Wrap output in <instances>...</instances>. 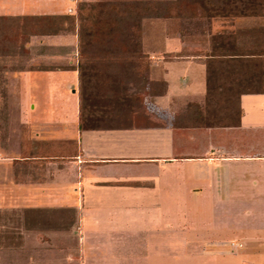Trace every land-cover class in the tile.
Wrapping results in <instances>:
<instances>
[{
  "label": "crops",
  "instance_id": "0c3cea01",
  "mask_svg": "<svg viewBox=\"0 0 264 264\" xmlns=\"http://www.w3.org/2000/svg\"><path fill=\"white\" fill-rule=\"evenodd\" d=\"M47 1L43 8L40 0H0V53L11 49L14 55L0 62V80L7 83L0 97L17 98L15 110L2 106L6 116L0 119V170L7 172L0 209L18 214L21 227L10 264H140L155 253L163 231L135 225L133 217L157 206L170 187L173 163L195 178L185 191L217 190L223 183L263 196L239 205L249 219L244 229L258 232L234 234L227 253L239 264H264V213L262 221L251 214L264 210V0H206L208 9L196 19L201 29L194 34V54L163 63L160 108L169 120L93 130L78 128L77 29L43 34L37 21L70 16L74 0ZM67 72L76 81L72 136H38L42 128L29 116L35 105L18 99L37 92L50 75ZM176 144L185 150L173 155ZM35 224L42 228H30L35 233L28 235ZM30 237L38 250L28 245ZM215 243L214 255L224 256L223 243Z\"/></svg>",
  "mask_w": 264,
  "mask_h": 264
},
{
  "label": "rangeland",
  "instance_id": "374dc122",
  "mask_svg": "<svg viewBox=\"0 0 264 264\" xmlns=\"http://www.w3.org/2000/svg\"><path fill=\"white\" fill-rule=\"evenodd\" d=\"M40 1L43 2V8L44 6L48 8L47 0ZM174 1L74 0V7L69 13L72 18L70 20L68 17L67 26L83 32L81 45H89L88 43L94 40L95 43L96 41L100 43L99 47L91 44L83 48L77 62V68L83 76L80 81L81 87L78 85L76 92L81 93L82 83L87 87L86 101L83 110L79 112V118L85 120V124L94 123L93 120L97 119L100 125L114 126L116 118L124 120L123 116L114 118L115 113L124 110L131 112V114L123 113L127 117L126 121L131 123V120L141 127L162 125L164 121L170 119L169 113L160 108L164 100L162 97L165 88V83L162 81L163 63L194 54L192 48L195 44L194 34L197 29H201L196 19L200 20L201 11L198 9L196 13L193 12L195 14L184 13L179 6L175 8L171 5L170 15L166 18L143 17L141 10L137 11L141 16L137 28L130 23L123 26L121 21L126 17L127 12L136 13L133 6L138 3H145L152 10L155 3L172 4ZM17 4L16 2L14 6ZM54 5L60 3L56 2ZM93 22H96V25L93 26ZM15 56L21 57V55ZM12 57H14L13 50L6 49L0 53V62L4 58L12 60ZM50 77L41 83L44 87L40 85L42 88L37 92H33L28 97L23 95L24 97L18 100L21 105H26L27 102L29 107L35 105L34 113L29 116L36 122L34 123L36 129L42 128L39 129L38 136L43 134V136L47 135L44 138L69 139L76 125L75 76L67 72L52 74ZM158 83H162L161 90ZM3 85L7 83L0 80V89ZM8 86H11L10 82ZM16 103L17 98L0 97V119L6 116V113H3L6 108L2 106H8L13 111ZM14 114L11 115L12 118ZM118 126L125 125L118 124ZM28 131L30 132V129ZM31 132L32 136L38 134L35 129H31ZM184 150V147L177 144L172 147L173 155H178ZM186 150L191 152V147H187ZM167 171L170 187L159 194L157 206L136 211L137 216L133 215V219L137 222L135 225L154 226V229L163 231L162 239L159 238L161 242L155 245V253L142 259L140 264H239V259L228 256L227 244L234 234L258 232L257 228V230L244 229V222L249 219L245 218L239 205H243L244 201L248 202L247 204L262 201L263 196L258 197L255 192L243 191L244 189L238 193L236 188H231V185L229 189L224 188L223 183L217 190L209 187L203 189V192L185 191L184 188L189 181L195 178L189 175L185 177L183 164L173 163ZM6 173L1 167L0 181L5 180ZM224 178L222 177L221 182ZM206 180L203 178L200 182ZM235 180L238 182L236 178L231 182L234 186ZM217 201L220 203L218 204ZM51 213L61 215L60 211ZM263 213L264 210L261 209L251 211L255 216ZM47 215L51 216L49 212ZM262 215L261 218L258 216L257 221L263 220ZM18 221V214L14 215L0 209V264H10L15 261L9 258L8 254L19 250L20 236L17 234L21 227ZM31 226L27 228L28 235H34L35 231L42 228V225L38 224ZM30 238L28 239L31 242H28V245L35 246L38 250V246L32 242V237ZM183 239L187 240V243H183ZM218 240L223 243L221 248L226 250L222 257L214 255L216 249L212 248ZM44 245L49 244L44 243ZM63 247L65 250L66 246ZM195 250L202 252L192 255ZM160 251L162 254H158L161 253Z\"/></svg>",
  "mask_w": 264,
  "mask_h": 264
},
{
  "label": "trees",
  "instance_id": "16d2710c",
  "mask_svg": "<svg viewBox=\"0 0 264 264\" xmlns=\"http://www.w3.org/2000/svg\"><path fill=\"white\" fill-rule=\"evenodd\" d=\"M207 1L206 0H202V1H199V0H175L172 4L169 3V2H164V3H155L154 4V9L150 7H147V4H143V3H138L136 4L134 7V9L136 10V13L135 12H132L129 13L127 12V15L126 17H123V21H121L122 25H128L130 23L131 26L134 25V27H138V20L140 19L141 16L143 17H162V18H166V17H169L170 15V11H171V5H174L175 8H177L179 6V8H181L184 13H190V14H195L196 11L199 9V11H201L200 13V16L201 15H204V10L208 9L209 6H207L205 8V4H209L208 2L206 3ZM184 7V9H183ZM174 8V7H173ZM142 12L141 16H140V13H138L137 11H140ZM195 12V13H193ZM134 13V14H133ZM96 15H100V13H96ZM68 17L70 18L71 20V16H61V17H51V16H46V17H41L39 19H37L38 23L41 25V28H42V32L43 34H57L58 32H61V31H67L68 29L70 28H73L72 26L68 27L67 26V20ZM93 26L96 25V22L92 24ZM125 30V29H124ZM87 35H85L86 37ZM77 38H78V42H77V48H78V52H77V57H79L80 55V51L83 50V48H86L87 46H90L91 44H94L96 46H100V43L99 41H96V43L94 41H92V43H88L89 45H81V39L83 38V32H80L79 30H77ZM93 45V46H94ZM97 47V48H98ZM91 49H93V47L91 46ZM90 50V49H89ZM83 76L82 73H80L79 69H78V85L80 86V81H81V77ZM83 82V81H82ZM161 85L162 83H158V86H160V90H161ZM81 87V86H80ZM86 85L82 83V91L81 93L79 94L78 93V99H79V106H78V109H79V112L81 110H83V107H84V103L86 101V96H87V93H86ZM123 113H128V114H131V112L129 111H120V112H116V117L118 116H123V119L124 120H118L116 118V123L114 126H106L104 124H99L97 123V119L96 121L93 120L94 123H88V124H85V120H80L79 118V114H78V118L80 121H78V128L79 129H114V128H131V127H141L139 125H137L135 122L131 121V123H129V121H126V116L123 114ZM117 114H120V115H117ZM123 114V115H122ZM120 122V123H119ZM124 122V123H123ZM126 123V124H125ZM118 124L120 125H125L124 127L123 126H118Z\"/></svg>",
  "mask_w": 264,
  "mask_h": 264
}]
</instances>
